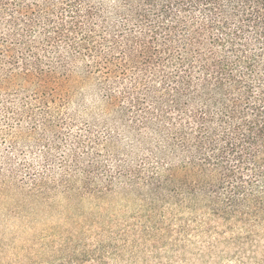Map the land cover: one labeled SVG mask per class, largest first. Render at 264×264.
Here are the masks:
<instances>
[{
  "label": "trees",
  "instance_id": "trees-1",
  "mask_svg": "<svg viewBox=\"0 0 264 264\" xmlns=\"http://www.w3.org/2000/svg\"><path fill=\"white\" fill-rule=\"evenodd\" d=\"M0 199L101 255L264 240V0H0Z\"/></svg>",
  "mask_w": 264,
  "mask_h": 264
},
{
  "label": "rangeland",
  "instance_id": "rangeland-1",
  "mask_svg": "<svg viewBox=\"0 0 264 264\" xmlns=\"http://www.w3.org/2000/svg\"><path fill=\"white\" fill-rule=\"evenodd\" d=\"M118 200V196L112 197V203L107 205L114 207ZM85 202L84 213L91 207L88 201ZM66 208L63 203L53 209L32 207L25 214L15 207L14 201L0 199V264H60L69 253L76 258L83 257L84 251L99 253V243L94 235L75 232L76 217L70 218ZM71 211L77 212L76 209ZM205 236L194 237L190 232L177 244L169 240L157 248L141 244L136 247L137 252L129 249L120 255L99 254L103 256V264L264 263V240L251 246L236 240L216 241ZM76 263L99 264L89 259L76 260Z\"/></svg>",
  "mask_w": 264,
  "mask_h": 264
}]
</instances>
